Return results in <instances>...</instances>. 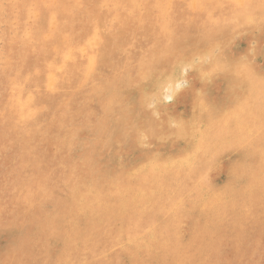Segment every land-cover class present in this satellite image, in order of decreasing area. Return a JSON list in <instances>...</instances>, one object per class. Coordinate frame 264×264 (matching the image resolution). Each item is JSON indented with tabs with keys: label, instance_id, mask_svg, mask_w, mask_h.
Segmentation results:
<instances>
[{
	"label": "rangeland",
	"instance_id": "374dc122",
	"mask_svg": "<svg viewBox=\"0 0 264 264\" xmlns=\"http://www.w3.org/2000/svg\"><path fill=\"white\" fill-rule=\"evenodd\" d=\"M238 1L0 0V264H264V173L254 185L247 176L264 163V0L250 7L249 25L236 19ZM219 43L232 61L201 81L210 109L202 119L211 139L231 140L212 110L252 104L260 124L250 147L238 144L254 154L231 141L181 179L158 167V179L133 171L156 147L183 152L177 140H156L160 117L142 103L143 88L181 55L207 57ZM141 128L153 132L149 140ZM205 143L206 151L215 145ZM222 163L249 190L202 205L199 196L228 185Z\"/></svg>",
	"mask_w": 264,
	"mask_h": 264
},
{
	"label": "bare ground",
	"instance_id": "6f19581e",
	"mask_svg": "<svg viewBox=\"0 0 264 264\" xmlns=\"http://www.w3.org/2000/svg\"><path fill=\"white\" fill-rule=\"evenodd\" d=\"M240 2L242 1L243 4V11L242 13L238 14L236 19H240V20H245V22H247L246 24H252L255 21L254 17H249L248 19L246 18V14L251 10V6L255 3V0H239ZM238 1V2H239ZM248 1V5L245 4V2ZM153 4V3H152ZM241 4V5H242ZM194 6V5H193ZM247 10V11H246ZM208 11V10H207ZM245 14H244V13ZM156 14V13H155ZM166 15V14H165ZM257 22V21H256ZM260 23V22H258ZM257 24V23H256ZM242 25V23H241ZM229 27V25H227ZM254 26V25H253ZM263 26V25H262ZM244 27V26H242ZM247 27V25H246ZM255 27V26H254ZM226 28V27H225ZM239 28V27H238ZM237 28V29H238ZM241 28V26H240ZM258 29H261L260 27H256ZM229 29V28H227ZM224 29V32H226ZM213 30V29H212ZM211 30V31H212ZM239 30V29H238ZM243 30V29H241ZM210 31V32H211ZM234 31V30H233ZM260 31V30H259ZM187 32V31H186ZM229 32V31H228ZM228 32H226L228 34ZM181 33V32H179ZM209 33V32H208ZM223 33V32H222ZM230 33V32H229ZM248 33V32H247ZM219 34V31L218 33ZM250 35H252V33H249ZM255 34V33H254ZM257 34V32H256ZM255 34V35H256ZM177 35V34H176ZM205 35V34H204ZM240 35V34H239ZM244 35V34H243ZM203 36V35H202ZM218 36V35H216ZM186 37V36H185ZM206 37V36H205ZM204 37V38H205ZM222 37V36H221ZM227 37V36H226ZM252 37V36H251ZM255 37V36H254ZM208 38V35H207ZM203 39V38H202ZM200 39V40H202ZM218 39V38H217ZM221 39V38H220ZM223 39V38H222ZM215 41H217L215 39ZM184 42V41H183ZM187 42V41H186ZM201 42V41H200ZM210 42V41H209ZM212 42V41H211ZM220 42V40L218 41ZM225 42V41H224ZM223 42V43H224ZM229 42V41H228ZM256 42V41H254ZM175 43V42H174ZM191 43V42H190ZM189 43V44H190ZM193 43V42H192ZM215 43V42H214ZM249 43V42H248ZM252 43V42H251ZM195 44V43H194ZM228 44V43H226ZM175 47L174 48H178V46H176V44H174ZM179 45V44H178ZM186 45V44H184ZM196 45V44H195ZM194 45V46H195ZM208 45V44H207ZM255 45V44H254ZM180 46V45H179ZM198 46V45H197ZM205 46V45H204ZM214 46V45H213ZM219 52L218 53H214V51L209 50L207 57H208V62L205 64L207 66L203 65L202 62V58H207L205 55V52L203 54L202 57H200L199 53L200 51H196L193 54L189 53V54H183L181 55L178 59L175 60L174 63H172V66L170 67V69L168 71H166L165 73H163L157 80V83L153 85V87L151 88H143L142 90V103L147 106V108L150 109V111L155 115H159L160 117V128L162 129L159 130L160 131V135L158 138H156L157 141H168V140H177L179 141L180 147L181 149H183V152H180L179 154L175 155L172 153H166L164 151H161L160 149H158V147L154 148L153 150H151V153L148 154L145 158V160L143 159L142 162L140 163L139 167H136L133 171H137V172H143L145 171V169H147L150 172V176L153 179H158V177H160V175L162 176L161 172L158 174V176H156V173L152 172V170L155 167L158 168H163V174L164 177L170 175H175L180 177V179L182 178V175L184 173L189 172L192 167L194 166V160H200L199 163H204L205 161H211L209 158L212 156H209L211 152H215L218 151L219 148H217V145L225 147V144H227L228 146H230L231 141L234 142L237 145H244L243 143L248 142L247 144L249 145V147L251 146V141L252 138L250 140L249 135H251L253 133L252 130L255 129L256 126V122L260 124V119L259 115L254 113H251V110L249 109V106L254 107L252 104H247V103H240L238 105H236L233 108H229V109H225L222 110L221 109H214L212 111H214L217 115H218V127L219 128V132L221 133V131H227L225 132L227 135L231 136L230 139L231 140H222L221 142H217L216 139H211L209 137L210 129H211V125H206L202 119V115H201V110L203 111V109H208V103L205 101V99L203 100V98H205L203 96L204 93V89L203 86L206 83L201 82L205 76L207 78V80L212 79V75L213 73H217V71L219 69L222 70V68H224V65L226 63V61H228V57L229 55H227V51L224 45H221L219 43ZM228 46V45H227ZM263 46V45H262ZM182 47V46H180ZM179 47V48H180ZM186 47V46H185ZM184 47V48H185ZM212 47V46H210ZM216 47V46H215ZM218 47V46H217ZM250 47V46H249ZM252 47V45H251ZM170 49V47H168ZM178 48V49H179ZM190 48V47H189ZM199 48V47H196ZM195 48V49H196ZM205 48V47H204ZM167 50V49H166ZM165 49L163 50L164 52L166 51ZM171 50V49H170ZM180 50V49H179ZM193 50V49H192ZM191 50V51H192ZM198 50V49H197ZM208 50V49H207ZM214 50V49H213ZM246 50V49H245ZM172 51V50H171ZM162 52V51H161ZM168 52V51H166ZM170 52V51H169ZM177 52V51H176ZM183 52V51H182ZM216 52V51H215ZM253 52V51H252ZM175 53V51H174ZM160 54V53H158ZM168 55V53H166ZM172 54V53H170ZM182 54V53H181ZM248 54V53H247ZM250 54V53H249ZM165 55V54H164ZM161 56V55H160ZM242 56V55H239ZM253 56V54H252ZM156 57V56H155ZM155 57L153 58V60L155 59ZM238 57V56H237ZM236 57V58H237ZM246 57V55H245ZM251 57V56H249ZM252 58V57H251ZM263 58V56H262ZM91 59V58H90ZM248 59V58H246ZM152 60V61H153ZM234 60V59H233ZM242 60V58H241ZM151 61V62H152ZM232 60H230L231 62ZM158 63V61H156ZM155 62V63H156ZM228 61V63H230ZM160 64V63H159ZM185 66L189 67V69L187 70L184 69ZM235 66L239 67L241 70V73L243 76H247L250 73V64H245V63H240L238 61H235ZM89 67V66H88ZM158 67V66H157ZM183 67V68H182ZM182 68V69H181ZM264 68V67H262ZM153 69V68H151ZM150 69V70H151ZM230 69V68H229ZM253 69V68H252ZM91 70V69H90ZM208 70V72H207ZM236 70V69H235ZM259 70V69H258ZM157 71V69H156ZM257 71V70H255ZM153 73V72H152ZM258 73V72H257ZM261 73V72H260ZM264 73V72H263ZM221 75V74H220ZM259 75V73H258ZM263 75V74H262ZM122 76V75H121ZM128 76V75H127ZM217 76V75H216ZM227 76V75H226ZM230 76V75H229ZM228 77V76H227ZM239 77V76H238ZM262 77V76H261ZM238 79V78H237ZM236 79V80H237ZM263 79V78H261ZM218 80V79H217ZM231 80V77L230 79ZM144 81V80H143ZM142 81V82H143ZM182 81H184L183 84ZM264 81V80H263ZM92 82V81H91ZM104 82V81H103ZM236 84V81H234ZM135 83H138L135 81ZM140 83V82H139ZM138 83V84H139ZM80 84V83H79ZM137 84V85H138ZM210 84V83H208ZM228 84V83H227ZM234 84V85H235ZM247 84V83H246ZM134 85V84H133ZM136 85V86H137ZM144 85V84H143ZM232 85V84H231ZM78 86V85H77ZM225 86V85H224ZM234 87V86H233ZM249 87V85L247 86ZM251 87V86H250ZM231 88V87H230ZM229 88V89H230ZM241 88V87H240ZM136 89H138V87H136ZM207 89V88H206ZM224 89V88H223ZM222 89V90H223ZM242 89V88H241ZM239 89V90H241ZM248 89V88H247ZM251 89V88H250ZM221 90V91H222ZM226 90V89H225ZM224 90V91H225ZM243 90V89H242ZM231 91V90H230ZM95 92V91H94ZM141 92V91H140ZM207 92V91H206ZM241 92V91H240ZM245 92V90H244ZM264 92V91H263ZM252 93H254V90L252 89ZM230 94V93H229ZM235 92L231 95H234ZM238 94V93H237ZM256 95V94H255ZM260 95V93H259ZM71 96V95H70ZM209 96V95H208ZM207 96V97H208ZM263 96V95H262ZM151 97H155L156 100L155 102L153 101V103H151V101L149 100ZM210 97V96H209ZM236 97V96H235ZM249 97V96H248ZM70 98V97H69ZM131 99V98H130ZM211 99V98H210ZM234 99V98H233ZM255 99V98H254ZM226 100V99H225ZM141 101V100H140ZM212 101V100H211ZM230 101V99H229ZM239 101H242L241 98ZM250 101V99H249ZM248 101V102H249ZM254 100H252L253 102ZM95 102V101H94ZM128 102V101H126ZM238 102V101H235ZM262 103H264V98L261 100ZM125 104V103H124ZM140 104V103H139ZM211 104V103H210ZM256 104V103H255ZM120 105V103H119ZM131 105V104H129ZM141 105V104H140ZM212 105V104H211ZM214 105V104H213ZM212 105V106H213ZM223 105H225V103H223ZM249 105V106H248ZM258 105V104H257ZM260 105V104H259ZM128 106V105H127ZM261 106V105H260ZM143 107V106H142ZM211 107V106H210ZM219 107V106H217ZM216 107V108H217ZM229 107V106H228ZM263 107V106H262ZM225 108V107H224ZM263 109V108H262ZM125 110V109H123ZM207 110V111H208ZM118 111V110H117ZM149 111V112H150ZM128 112V110H127ZM126 112V113H127ZM130 113V112H129ZM215 114V115H216ZM156 115V116H157ZM263 115V114H262ZM261 115V116H262ZM153 116V115H152ZM127 117V116H126ZM126 117H123L126 118ZM145 117V116H144ZM263 117V116H262ZM136 118V117H135ZM134 118V120H135ZM216 118V117H215ZM264 118V117H263ZM86 119V118H85ZM138 119V117H137ZM156 119V117H155ZM148 121V120H147ZM262 121V120H261ZM206 122V121H205ZM264 122V121H263ZM147 123V122H146ZM251 123V125H250ZM148 124V123H147ZM211 124V123H210ZM136 125V124H135ZM141 125V124H139ZM215 125V124H214ZM129 126V125H127ZM147 126H150L149 124ZM147 126L145 127L146 129ZM156 126V125H155ZM136 127V126H134ZM153 127V126H150ZM149 127V129H150ZM154 128V127H153ZM152 128V129H153ZM144 128H141L139 132V134H141L142 139L147 138L148 140L151 138V134L154 132H157L155 129H151L152 133H150L148 130H146ZM215 129V128H214ZM260 129V128H259ZM159 131L157 132V134L159 133ZM212 131V130H211ZM218 131V130H217ZM258 131V130H257ZM255 132V131H254ZM251 133V134H250ZM257 133V132H256ZM259 133V132H258ZM263 133V132H261ZM255 134V133H254ZM127 135V134H126ZM128 136V135H127ZM213 136V135H212ZM215 136V135H214ZM217 136V135H216ZM136 137V136H135ZM218 137V136H217ZM251 137V136H250ZM219 139V138H218ZM250 140V141H249ZM259 140V139H258ZM256 139V141H258ZM126 142V140H125ZM144 142V141H142ZM171 142V141H170ZM205 142H210L213 143L215 145H213V147L209 150L206 151L208 149V146L205 147L204 143ZM254 142V141H253ZM124 143V142H123ZM122 143V144H123ZM233 143V147L234 146ZM239 143V144H238ZM137 144V143H136ZM140 144V143H139ZM143 144V143H142ZM150 144V143H149ZM206 144V143H205ZM126 145V143H125ZM144 145V144H143ZM161 145V144H160ZM227 145L225 148H227ZM239 145V146H240ZM256 145V143H255ZM157 146V145H156ZM144 147V146H143ZM147 147V146H146ZM155 147V146H153ZM243 150L254 154V150H252L251 148H246L243 146H240ZM258 147V145L256 146ZM117 148V147H116ZM119 148V147H118ZM223 148V149H225ZM253 148H255L253 146ZM235 150V149H234ZM233 150V152H234ZM166 151V150H165ZM223 151V150H222ZM221 151V152H222ZM111 152V151H110ZM121 152V151H120ZM239 153H244L241 150H239ZM259 157L262 158L263 154L260 152H255ZM93 154V153H92ZM120 154V153H119ZM219 154V153H218ZM242 155V154H241ZM218 156V155H217ZM227 156V155H226ZM257 156V157H258ZM122 159V157H121ZM216 159V156L215 158ZM219 159V158H218ZM236 160V159H234ZM182 161V162H181ZM233 161V160H232ZM259 160H257L258 162ZM219 162V161H218ZM256 162V163H257ZM121 163V162H120ZM207 163V162H206ZM206 163H204V166H209V164L207 165ZM241 161L238 162V165H241ZM104 164V163H103ZM206 164V165H205ZM214 164V163H212ZM105 165V164H104ZM123 165V164H122ZM211 165V163H210ZM125 167V166H124ZM123 167V168H124ZM147 167V168H146ZM199 167L200 166L199 164ZM211 167V166H210ZM209 167V168H210ZM134 168V167H133ZM151 168V169H150ZM206 168V167H205ZM204 168V169H205ZM241 168V167H240ZM248 168V167H247ZM251 168V167H250ZM195 169V168H194ZM216 169V168H215ZM214 169V170H215ZM217 169H219V173H225L228 177L227 182L228 185L226 184L225 187L223 188H216V190H212L209 191L206 194V197L204 199L201 198V196H199L198 201L199 203L203 202H207L206 204L208 205H214L215 202H218L221 200V198H226L227 200H232L231 198H233L237 192L234 193L233 190L237 187H240V190L243 191H248L249 189H246L247 187H249V184H255L253 182V180H255L256 182H258L259 180H261V175L264 173V163H262V160L259 162V164H256L251 170H246L247 172V176L250 179V182L248 181L249 184H242V181L244 180L241 177H238V173H236V168H232V166H227L226 164L222 163ZM81 170V169H80ZM85 170V169H84ZM97 170V169H96ZM121 170V169H120ZM119 170V171H120ZM243 170V169H242ZM115 171H117L115 169ZM118 171V172H119ZM122 171V170H121ZM127 171V170H126ZM125 171V172H126ZM195 171V170H194ZM193 171V172H194ZM239 171H241L239 169ZM124 172V173H125ZM242 172V171H241ZM122 173V174H124ZM244 173V172H243ZM86 174V173H85ZM114 174V172H113ZM117 174V173H116ZM121 174V175H122ZM195 174V173H194ZM193 174V175H194ZM221 175V174H220ZM99 176V175H98ZM196 177L199 176V174L196 171ZM169 177V176H168ZM188 177V176H187ZM195 177V178H196ZM99 178V177H98ZM109 178V177H107ZM112 178V177H111ZM116 178V177H114ZM121 178V176H120ZM172 178V177H171ZM192 178V177H191ZM94 179H97V177H95ZM175 179V178H174ZM186 179V178H185ZM184 179V180H185ZM194 179V178H193ZM113 180V179H112ZM162 181V178L160 179ZM166 180V179H165ZM176 180V179H175ZM187 180V179H186ZM190 180V178H188V181ZM85 181V180H84ZM98 181V179H97ZM95 181V182H97ZM119 181V179H118ZM180 181V180H179ZM163 182V181H162ZM161 182V185H162ZM166 182V181H165ZM174 182V181H173ZM192 182V181H191ZM210 182V181H209ZM86 183V182H85ZM94 183V182H93ZM190 183V181H189ZM225 183V182H224ZM88 184V183H87ZM91 184V183H90ZM167 184V183H166ZM194 184V183H193ZM208 184V183H207ZM211 184V182H210ZM238 184V186H237ZM102 185V183H101ZM189 185V184H188ZM203 185V184H202ZM264 185V184H263ZM97 186V185H95ZM191 186V185H190ZM101 187V186H100ZM160 187V186H159ZM195 187V186H194ZM211 187V185H210ZM169 188V186H168ZM254 189V188H253ZM74 190V189H73ZM259 191V190H258ZM205 192V191H204ZM201 192V193H204ZM254 192V191H253ZM231 193V195H230ZM234 193V194H233ZM256 193V192H255ZM253 194V193H252ZM254 195V194H253ZM97 196V195H96ZM136 197V196H135ZM138 198V197H137ZM136 198V199H137ZM223 200V199H222ZM106 201V200H105ZM203 201V202H202ZM71 202V201H70ZM231 202V201H230ZM76 206H79L80 203H76ZM83 206V205H82ZM218 207V206H217ZM221 210V209H220ZM74 213V212H73ZM66 214V213H65ZM125 218V217H124ZM197 221V220H196ZM183 222V221H182ZM193 224V223H192ZM191 225V224H189ZM198 226V225H197ZM196 226V227H197ZM102 227V226H101ZM101 229V228H100ZM184 229V228H183ZM182 230V229H181ZM198 230V228H197ZM188 231V230H187ZM180 232V231H179ZM185 232V231H183ZM114 233V232H113ZM195 233V232H194ZM53 234V233H52ZM63 235V234H62ZM180 235V234H179ZM178 235V236H179ZM181 236V235H180ZM191 236V235H190ZM189 237V236H188ZM50 238V237H49ZM179 238V237H178ZM188 239V238H187ZM185 239V240H187ZM191 239V238H190ZM104 243V242H103ZM230 245V244H229ZM254 245V244H253ZM252 248V247H251ZM40 249V248H39ZM239 249V248H238ZM255 250V249H254ZM235 255V254H234ZM243 256V255H241ZM244 257V256H243ZM240 259V258H239ZM219 260V259H218ZM254 260V259H252ZM234 264V263H233Z\"/></svg>",
	"mask_w": 264,
	"mask_h": 264
}]
</instances>
